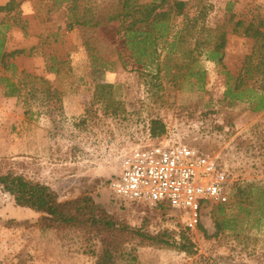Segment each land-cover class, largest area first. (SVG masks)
<instances>
[{"label": "rangeland", "instance_id": "374dc122", "mask_svg": "<svg viewBox=\"0 0 264 264\" xmlns=\"http://www.w3.org/2000/svg\"><path fill=\"white\" fill-rule=\"evenodd\" d=\"M9 1L0 0V6ZM14 1L20 22L7 32L6 48L22 50L15 59L19 69L47 79L61 93L62 103L39 94L6 97L0 83V163L8 160L5 171L50 185L63 201L91 195L110 213L151 233L187 230L195 244L192 255L138 246L133 264H264V229L240 222L235 230L207 236L216 230L217 204L203 205L192 230L180 212L121 201L109 184L118 172L111 157L141 142L151 120L159 118L166 126L164 136L216 157L229 169L233 181L226 203L233 202L239 184L264 185V110L254 112L247 101L224 98V71L238 74L253 40L227 33L224 67L207 58L206 48L195 50L194 37L187 36L172 52L161 43L160 66L125 68L108 28L66 29L71 13L67 2ZM115 1L78 0L75 15ZM184 1L188 15L200 16L196 29L221 24L229 2L248 19L264 13V0ZM183 19L173 20L174 31L182 29ZM52 66L58 70H49ZM229 210L237 212L234 205ZM40 216L18 206L0 187V264H95L92 252H99L100 241L77 231L41 230Z\"/></svg>", "mask_w": 264, "mask_h": 264}, {"label": "trees", "instance_id": "16d2710c", "mask_svg": "<svg viewBox=\"0 0 264 264\" xmlns=\"http://www.w3.org/2000/svg\"><path fill=\"white\" fill-rule=\"evenodd\" d=\"M77 1L60 0V3L67 2L71 11L66 29L79 26L108 28L119 45V58L125 68L129 65L131 68L160 66L163 64L161 43H167L168 52H172L187 36L194 37L195 50L206 48L207 58L224 67L227 33L253 40L252 49L245 56L238 74L235 76L224 71L228 78L224 98L231 102L247 101L254 112L264 110V13L257 12L248 19L246 15H237L229 2L221 24L215 28L201 26L196 29L200 16L188 15L184 0H117L105 8L86 7L81 17L75 15ZM16 7L14 0L0 6V14L3 15L0 19V83L3 84L4 95L19 98L24 93L39 94L48 102L60 104L61 93L47 79L19 69L15 59L23 51L6 48L7 32L19 20L17 13H13ZM179 16H183L184 25L174 31L172 22ZM49 70L58 69L52 66ZM102 94L107 97L104 91ZM149 129L153 137L161 138L166 126L161 119L154 118ZM6 161L3 165L0 163V187L14 197L18 206L41 214L38 220L41 230L77 231L89 239L100 241L99 252H92L96 255L95 264H133L137 260L138 246L176 248L190 255L195 253V244L187 230L179 234L169 229L148 232L110 213L91 195L63 201L50 185L12 169L5 171ZM235 190L232 203L217 204L214 234L207 235L206 229L202 228L208 237L235 230L240 222L246 223L250 229H264V185L247 182L237 185ZM233 205L237 209L235 213L229 210ZM154 207L172 209L167 202ZM130 243L133 245L129 246Z\"/></svg>", "mask_w": 264, "mask_h": 264}, {"label": "built area", "instance_id": "2783aa9c", "mask_svg": "<svg viewBox=\"0 0 264 264\" xmlns=\"http://www.w3.org/2000/svg\"><path fill=\"white\" fill-rule=\"evenodd\" d=\"M111 159L118 164L109 183L116 199L151 207L167 202L192 230L203 205L228 201L233 177L223 163L171 137L155 138L149 128L141 142Z\"/></svg>", "mask_w": 264, "mask_h": 264}]
</instances>
